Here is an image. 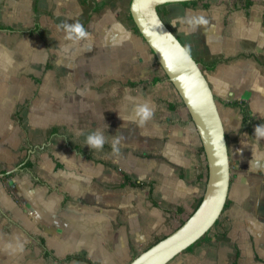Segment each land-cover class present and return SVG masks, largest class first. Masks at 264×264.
Listing matches in <instances>:
<instances>
[{
    "label": "crops",
    "instance_id": "crops-1",
    "mask_svg": "<svg viewBox=\"0 0 264 264\" xmlns=\"http://www.w3.org/2000/svg\"><path fill=\"white\" fill-rule=\"evenodd\" d=\"M129 2L0 0V264H126L176 228L202 196L199 135L135 30ZM204 3L159 8L221 103L229 186L205 239L166 264H264V138L254 136L264 124V0L247 10L240 0ZM22 11L27 28L11 22ZM75 21L90 41L64 40L59 25ZM47 34L54 39L48 45ZM234 100L245 101L246 118ZM144 103L154 115L141 127L133 112ZM98 129L106 143L90 149L84 142ZM114 138L119 153H109ZM26 160L31 165L20 168ZM74 162L81 177L99 184L105 172L116 174L109 202L105 186L93 196L88 186L74 188ZM117 168L145 185L122 184ZM3 169L13 173L2 177Z\"/></svg>",
    "mask_w": 264,
    "mask_h": 264
},
{
    "label": "water",
    "instance_id": "water-1",
    "mask_svg": "<svg viewBox=\"0 0 264 264\" xmlns=\"http://www.w3.org/2000/svg\"><path fill=\"white\" fill-rule=\"evenodd\" d=\"M130 0L139 33L176 89L199 135L206 161L204 191L197 207L176 228L135 254L126 264H166L196 242L218 219L229 186V157L223 123L211 87L196 59L157 11L166 2ZM227 159L226 167L222 161Z\"/></svg>",
    "mask_w": 264,
    "mask_h": 264
},
{
    "label": "clouds",
    "instance_id": "clouds-1",
    "mask_svg": "<svg viewBox=\"0 0 264 264\" xmlns=\"http://www.w3.org/2000/svg\"><path fill=\"white\" fill-rule=\"evenodd\" d=\"M59 29L64 33V40L71 44H79L82 41H90L91 35L84 28L80 22L74 23H62L59 25ZM11 62V61H9ZM154 115L153 109L148 103L139 105L133 112L135 122L138 126H143L148 122ZM254 136L257 139L264 138V124H260L254 128ZM106 143V138L104 132L101 130H96L87 135L84 145H87L90 149L101 150ZM120 139L114 138L112 149L114 153H119L120 149L118 147ZM222 165L226 167L227 159L222 161Z\"/></svg>",
    "mask_w": 264,
    "mask_h": 264
},
{
    "label": "rangeland",
    "instance_id": "rangeland-1",
    "mask_svg": "<svg viewBox=\"0 0 264 264\" xmlns=\"http://www.w3.org/2000/svg\"><path fill=\"white\" fill-rule=\"evenodd\" d=\"M126 10V9H125ZM21 13V16H20V18H16V19H13V20H11V22H12V24L13 25H15V26H17V27H19V28H27L30 24H29V22H30V20L27 18V14H26V12L25 11H22V12H20ZM26 22V23H25ZM75 22H77V21H75ZM78 22H80V21H78ZM22 23H25V25H22ZM72 23H74V22H72ZM29 24V25H28ZM48 33V32H47ZM44 38L46 39V41H45V43L48 45L49 44V42H51V41H54V39L51 37V35L50 34H47V35H45L44 36ZM84 42V41H83ZM86 42V41H85ZM202 69V68H201ZM81 70L80 69H78V70H75L74 71V77H79L80 76V74H81V72H80ZM138 90H139V88H138ZM216 103H217V107L218 106H220L221 105V103H220V101H216ZM219 109V108H218ZM221 113H223V112H221ZM223 115H224V113H223ZM118 135H120V132H118V131H116V137H118ZM134 148H136V147H134ZM124 152H128L126 149L124 150ZM22 153H23V151H21V150H18V152H17V155H14V156H16V157H14L13 156V152H11V156H13L12 157V160H13V162H6L5 163V165L3 166L4 168H6V167H9V166H11V165H13V164H15L16 162L15 161H17L19 158H21V156H22ZM109 153H114L113 152V149H111V150H109ZM126 155V154H125ZM134 156V155H133ZM3 157H5V155L3 156ZM134 158L136 159V157L134 156ZM135 159H132L131 161V169L132 170H130L132 173H134L135 172V170H136V168H137V165H136V162H135ZM114 160H116V159H114ZM13 163V164H12ZM73 164H75L74 166H73V170H71L70 171V173L72 174V176H73V178H74V180H75V184H74V188L76 189V190H79L80 188H81V185H85V186H88L89 187V190L92 192V196H93V194H96V192H97V190H99V191H101V190H103V186H105V192H106V194H108V196L106 197V202H109V200H110V197L112 196V193L113 192H115V191H117V188L116 189H113L112 188V185H115V184H117V182H118V179H117V177H116V174H112V173H110L109 175L105 172L104 173V175L103 176H105V178H102L101 177V179H99V182H100V184L99 183H97V182H95V181H93V180H87L86 178H84V177H81L80 176V173H78V172H80L82 169H79V164L77 163V162H74ZM78 169V170H77ZM77 174H79V175H77ZM135 174V173H134ZM88 181V182H87ZM87 182V183H86ZM102 182H105V185L102 183ZM86 183V184H85ZM203 184H204V182H203ZM202 184V185H203ZM98 187H100V189H97ZM137 198L140 196V192L139 191H137ZM172 229V228H171ZM171 229H169L168 231H170ZM140 251V250H139ZM138 251V252H139Z\"/></svg>",
    "mask_w": 264,
    "mask_h": 264
},
{
    "label": "trees",
    "instance_id": "trees-1",
    "mask_svg": "<svg viewBox=\"0 0 264 264\" xmlns=\"http://www.w3.org/2000/svg\"><path fill=\"white\" fill-rule=\"evenodd\" d=\"M206 0H185V1H181L182 3H191V4H195V3H198V2H202V3H204ZM241 1V7H243L244 9H246L247 10V8L251 5V3L253 2V0H240ZM204 5H206V3H204ZM160 6V5H159ZM159 6H157V11H158V13L160 14V16L161 17H163V15H164V12L161 10V8H159ZM130 15V14H129ZM130 17H131V15H130ZM135 30L139 33V31H138V29H137V27H136V25H135ZM197 61V60H196ZM198 63H199V65H200V67L202 68V65H201V63L199 62V61H197ZM214 65V63L212 62L211 64H209L208 65V67H212ZM134 83H136V82H134ZM245 101L244 100H240V101H238V100H234V101H231L229 104L230 105H235V104H237V105H239L240 107H241V110H242V112H243V118H246L247 116H246V114H247V110H246V108H245V103H244ZM200 149H201V152L203 153V147L201 146L200 147ZM31 165V163L28 161V160H26V161H24L21 165H20V168H23V167H29ZM117 171L123 176V178H124V182L122 183V184H126V185H130V186H136V187H142V186H144L145 185V182L144 181H142V180H139V179H132L126 172H124L123 170H121V169H119V168H117ZM2 173H3V175H2V177H5V176H9V175H11L12 173H13V171H7L6 169H3L2 170ZM200 200H201V197L199 198V199H196L195 200V202L193 203V205H192V207H193V209H195L196 207H197V205H198V203L200 202ZM191 213V212H190ZM189 213V214H190ZM189 214H187L184 218H182V220H181V222L185 219V218H187L188 217V215ZM217 221V220H216ZM215 221V222H216ZM210 230V228L197 240V241H199V240H202V239H205V237L207 236V233H208V231ZM158 239H160V238H158ZM158 239H156L155 241H157ZM192 245V244H191ZM191 245H189L186 249H189L190 247H191ZM68 258H71V257H76V258H82V259H85L84 257H79V256H77V255H75V254H69L68 256H67ZM87 261H89L91 264H94L91 260H87Z\"/></svg>",
    "mask_w": 264,
    "mask_h": 264
}]
</instances>
